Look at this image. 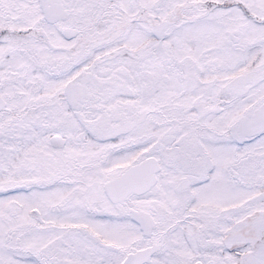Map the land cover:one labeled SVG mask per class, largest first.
Here are the masks:
<instances>
[{
  "label": "snow or ice",
  "instance_id": "snow-or-ice-1",
  "mask_svg": "<svg viewBox=\"0 0 264 264\" xmlns=\"http://www.w3.org/2000/svg\"><path fill=\"white\" fill-rule=\"evenodd\" d=\"M0 264H264V0H0Z\"/></svg>",
  "mask_w": 264,
  "mask_h": 264
}]
</instances>
